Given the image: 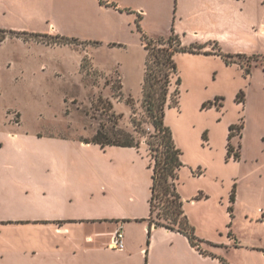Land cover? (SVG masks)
<instances>
[{
	"label": "rangeland",
	"instance_id": "obj_1",
	"mask_svg": "<svg viewBox=\"0 0 264 264\" xmlns=\"http://www.w3.org/2000/svg\"><path fill=\"white\" fill-rule=\"evenodd\" d=\"M140 16L150 38L175 34L183 47L198 51L176 54L179 104L167 112L183 152L178 191L186 214L232 210L221 187L239 171L221 156L227 120H246L254 141L246 145L241 176L264 181V0H0V29L70 39L13 35L56 48H36L42 57L28 58L25 70L7 62L27 48L15 41L0 48V218L37 211L22 195L31 200L42 183L72 186L75 212L83 217L148 207L151 154L165 147L144 104L148 51ZM6 112L27 127L3 122ZM98 130L104 139L131 137L141 148L82 142ZM53 132L68 135L47 134ZM156 204L158 220L163 206Z\"/></svg>",
	"mask_w": 264,
	"mask_h": 264
},
{
	"label": "crops",
	"instance_id": "obj_2",
	"mask_svg": "<svg viewBox=\"0 0 264 264\" xmlns=\"http://www.w3.org/2000/svg\"><path fill=\"white\" fill-rule=\"evenodd\" d=\"M20 33L57 36L50 31ZM31 40H25L22 36H7L0 42V48L10 41L27 48L25 54L15 53L8 59L9 67L18 66L20 70H25L29 65L28 58L42 57V51L33 53L36 48L56 49L44 42ZM168 110L165 118L167 124ZM2 118L6 124L27 127L23 118L12 120L7 112ZM241 123V132H234L229 139L230 125ZM248 128L249 124L242 118L227 120L224 124L222 160L226 166L239 168V171L224 177L221 184L222 195L228 200L235 190V200L228 203L232 205L231 212L206 214L199 218L187 212L196 234L203 240L199 247L192 245L184 233L162 226L153 225L149 236L150 223L147 219L150 216L153 179L150 193L144 194L148 207L145 206L141 212L91 217H83L75 212V202H78L71 196L72 186L63 182L42 183L39 190L30 192L31 200L21 194L24 198L22 201L30 203L37 211L0 218V264H264V181L251 180L249 173L243 178L240 171L249 156L246 145L248 142L254 143L247 135ZM47 134L56 137L68 135L63 132ZM237 138L238 142L235 143ZM213 140L214 136L210 134L208 142L211 146ZM82 142L86 145L93 143ZM229 142L234 149H239V159L227 158ZM151 170L153 172L152 167ZM209 172L208 166L204 177H208ZM131 200L136 201L134 198ZM189 202L196 205L194 199ZM187 206L184 204L185 208ZM118 228H122L125 235L123 250L111 247L112 236Z\"/></svg>",
	"mask_w": 264,
	"mask_h": 264
},
{
	"label": "trees",
	"instance_id": "obj_3",
	"mask_svg": "<svg viewBox=\"0 0 264 264\" xmlns=\"http://www.w3.org/2000/svg\"><path fill=\"white\" fill-rule=\"evenodd\" d=\"M141 16L137 20L138 29L143 34L144 46L147 52L145 62V75L143 83L144 104L147 111L153 118L155 129L160 133L161 143L165 149L160 154L158 149H153L151 154L154 160L151 163L153 168L152 175V193L149 199L150 216L147 219L150 223L149 236H151L153 225L166 227L184 233L188 236L192 245L199 247L203 241L196 234L195 227L191 224L185 209L184 199L178 191L179 170L184 165L182 160V150L177 145L172 128L166 123V111L172 106L179 104L181 77L179 75L176 54L181 51L198 52L194 48H185L181 45L180 39L173 34L168 38L158 37L150 38L140 25ZM0 42L7 36L20 35V32L0 29ZM66 40V37L57 36ZM74 42L76 39H72ZM73 43V42H72ZM175 79V82H174ZM175 83V89L172 92L171 87ZM244 93L240 91L237 98H243ZM242 123L231 124L229 139L234 135L235 129H242ZM100 144L103 147L109 145L139 147L134 139L128 137L126 140L104 139L101 130L91 141ZM232 144H228V159H230L233 150ZM156 150V151H155ZM240 157V155L238 154ZM232 201L235 200V190L231 195ZM156 201L162 204V212L158 213V220L154 213L157 207ZM150 240H148V243Z\"/></svg>",
	"mask_w": 264,
	"mask_h": 264
},
{
	"label": "built area",
	"instance_id": "obj_4",
	"mask_svg": "<svg viewBox=\"0 0 264 264\" xmlns=\"http://www.w3.org/2000/svg\"><path fill=\"white\" fill-rule=\"evenodd\" d=\"M237 130L239 131V129H235L234 132ZM238 150V148L233 149L230 158L239 159ZM111 247L115 250H123L125 248V235L122 228H118L114 232L111 240Z\"/></svg>",
	"mask_w": 264,
	"mask_h": 264
}]
</instances>
